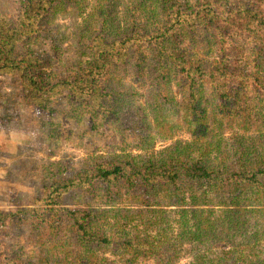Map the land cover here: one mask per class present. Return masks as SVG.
I'll list each match as a JSON object with an SVG mask.
<instances>
[{"label": "trees", "instance_id": "obj_1", "mask_svg": "<svg viewBox=\"0 0 264 264\" xmlns=\"http://www.w3.org/2000/svg\"><path fill=\"white\" fill-rule=\"evenodd\" d=\"M18 7L17 25L0 7V74L23 95H0L8 98L0 104L57 118L63 102L99 126L111 117L131 128L118 144L149 153L93 157L77 173L86 200L133 199L139 225L113 224L115 213L91 205L65 206L62 193L73 183L54 181L31 207L0 213V237L26 221L56 244L42 262L0 264H264V0H21ZM67 18L73 43L63 49L57 29ZM31 113L25 122L41 131L42 117ZM144 115L158 125L154 135ZM175 132L188 137L153 152L154 139Z\"/></svg>", "mask_w": 264, "mask_h": 264}, {"label": "rangeland", "instance_id": "obj_2", "mask_svg": "<svg viewBox=\"0 0 264 264\" xmlns=\"http://www.w3.org/2000/svg\"><path fill=\"white\" fill-rule=\"evenodd\" d=\"M20 1L0 0L1 11L16 25L19 19L18 4ZM60 21L65 22V19ZM73 23L67 18L63 25L58 26L57 31L61 32L64 37V40L61 41L63 49L73 43L71 39L74 31ZM45 42L47 43L48 40ZM63 61L70 62L67 59ZM14 84L9 73L0 74V95H13L14 97L23 95L21 89ZM134 90L136 93L139 91L142 93L141 95H144L142 89L134 88ZM2 99L8 98L2 97L0 101ZM144 100L145 98L142 96L139 99V105H144ZM57 107L61 114L54 118L39 115L30 107L22 104L13 103L11 106L0 104V112H8L20 117L18 120L13 117L14 115L9 120L0 119V213L31 207L36 197L42 194L43 186H50L54 181L60 180L61 182L67 178L72 181L73 185L62 193L65 206L79 208L85 204L91 205L92 208L106 209L105 213L107 211L115 213L116 218L111 219L113 224L121 220L126 226L135 223L139 225L141 220L136 219L137 217L132 212L137 207L133 199L128 196H123L118 200L115 198L113 200L114 203L116 202L115 204L94 196H91L90 200H86L77 186L79 182L77 173L88 166L93 157L105 159L110 155L128 156L149 152L147 150L139 152L131 142L118 144L117 139L128 135L131 128L126 132L123 131L124 126H120L118 121L111 122V117L107 122H103L102 126H99V120L95 119L91 122L87 118L75 115L67 110L63 102H60ZM29 112H32L31 115L36 119L42 117L45 126L41 131L35 128L34 124L25 122V115L27 116ZM144 116L145 124L151 128V133L148 132V134L154 135V127H158V125L152 123L151 115ZM92 123L95 124V131L89 130ZM22 125H30V127L25 129ZM187 137V133L177 134L175 132L174 136L167 140L154 139L152 141L153 152H160L178 139ZM28 161L31 163L41 162L46 164V167L36 171L30 167ZM34 234V229L26 221H21L8 228L7 235L0 237V261L11 259H32L36 263L44 261L45 255L42 251L56 244L57 237L47 236L46 231L41 233V237H36ZM150 234L153 235V231ZM55 252L57 253V250ZM140 264L144 263L140 262ZM148 264L153 263L149 262Z\"/></svg>", "mask_w": 264, "mask_h": 264}]
</instances>
